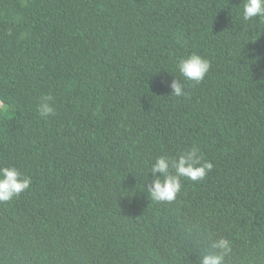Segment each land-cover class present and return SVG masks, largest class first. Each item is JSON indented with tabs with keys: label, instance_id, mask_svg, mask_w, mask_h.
Masks as SVG:
<instances>
[{
	"label": "trees",
	"instance_id": "trees-1",
	"mask_svg": "<svg viewBox=\"0 0 264 264\" xmlns=\"http://www.w3.org/2000/svg\"><path fill=\"white\" fill-rule=\"evenodd\" d=\"M243 3L0 0V167L31 178L0 202V264H200L221 237L225 264H264V29ZM194 52L198 84L176 68ZM194 146L211 171L153 201L151 163Z\"/></svg>",
	"mask_w": 264,
	"mask_h": 264
},
{
	"label": "clouds",
	"instance_id": "clouds-1",
	"mask_svg": "<svg viewBox=\"0 0 264 264\" xmlns=\"http://www.w3.org/2000/svg\"><path fill=\"white\" fill-rule=\"evenodd\" d=\"M239 15L244 22L258 21L257 27L264 29V0H244ZM176 68L185 81L198 84L209 72L211 62L194 52L181 58ZM170 87L171 95L175 97L187 95L184 91V83L176 77ZM51 99L50 96L41 98L37 105L40 116L47 117L54 114V107L49 103ZM212 167V163L204 160L195 146L177 157L157 156L150 166L149 171L153 180L151 186L147 188V193L155 202H172L182 189L181 178L192 181L203 180ZM157 173H160L163 179L157 176ZM30 184L31 178L25 176L15 166L0 167V202H8L18 197L29 188ZM211 247L218 251L203 252L200 256V264H225V257L232 251L231 242L221 237L213 240Z\"/></svg>",
	"mask_w": 264,
	"mask_h": 264
}]
</instances>
